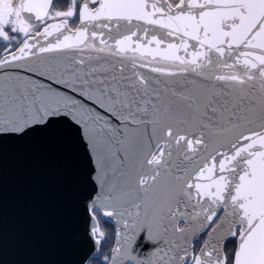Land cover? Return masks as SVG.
Returning <instances> with one entry per match:
<instances>
[{
    "label": "snow or ice",
    "instance_id": "snow-or-ice-1",
    "mask_svg": "<svg viewBox=\"0 0 264 264\" xmlns=\"http://www.w3.org/2000/svg\"><path fill=\"white\" fill-rule=\"evenodd\" d=\"M0 264H264V0H0Z\"/></svg>",
    "mask_w": 264,
    "mask_h": 264
},
{
    "label": "water",
    "instance_id": "water-1",
    "mask_svg": "<svg viewBox=\"0 0 264 264\" xmlns=\"http://www.w3.org/2000/svg\"><path fill=\"white\" fill-rule=\"evenodd\" d=\"M53 188L43 187L14 176L9 187L8 224L17 239L32 237L37 243L49 242L55 225L45 215ZM65 238H69L65 234Z\"/></svg>",
    "mask_w": 264,
    "mask_h": 264
}]
</instances>
